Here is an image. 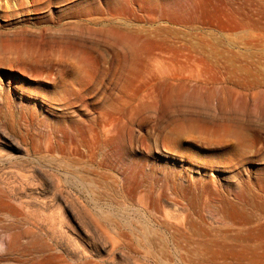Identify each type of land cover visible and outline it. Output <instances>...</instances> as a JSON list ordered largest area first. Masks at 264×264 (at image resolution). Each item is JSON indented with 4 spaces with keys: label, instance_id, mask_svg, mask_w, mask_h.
Instances as JSON below:
<instances>
[{
    "label": "rangeland",
    "instance_id": "374dc122",
    "mask_svg": "<svg viewBox=\"0 0 264 264\" xmlns=\"http://www.w3.org/2000/svg\"><path fill=\"white\" fill-rule=\"evenodd\" d=\"M0 177V264H264V0H0Z\"/></svg>",
    "mask_w": 264,
    "mask_h": 264
},
{
    "label": "bare ground",
    "instance_id": "6f19581e",
    "mask_svg": "<svg viewBox=\"0 0 264 264\" xmlns=\"http://www.w3.org/2000/svg\"><path fill=\"white\" fill-rule=\"evenodd\" d=\"M5 143L11 147H17L16 144H14L13 142H10V141H6ZM17 148H19V147H17ZM3 176H6V175H3ZM27 177H28V175H27ZM12 188L8 184L0 188V205L1 206L3 205V208H0V231L16 232L17 234L15 233L16 234L15 237H12V238L10 237V241H11L10 244L14 245V242H17L21 246V249H22V247H24V249H25L27 246L26 237L34 227H32V224L29 222L30 221L29 220L30 211L28 210L29 206H27V204L25 203L26 200L25 199L22 200V198L16 194V190L12 189ZM102 233H103L102 235H103V238L105 239L106 243H110L112 245V249H114L116 243L114 241H112V239H110V237H108L106 235V233H104V232H102ZM116 249H117V247H116ZM10 251H12V249ZM112 251H114V250H112ZM81 255H83V254H81Z\"/></svg>",
    "mask_w": 264,
    "mask_h": 264
}]
</instances>
